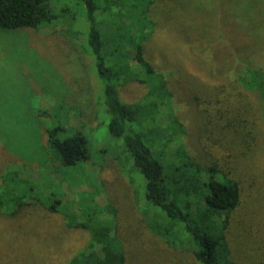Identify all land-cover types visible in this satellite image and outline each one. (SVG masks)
Instances as JSON below:
<instances>
[{
  "label": "rangeland",
  "instance_id": "obj_1",
  "mask_svg": "<svg viewBox=\"0 0 264 264\" xmlns=\"http://www.w3.org/2000/svg\"><path fill=\"white\" fill-rule=\"evenodd\" d=\"M120 5L121 13L112 8L96 17L147 21L144 54L169 73L186 149L202 161L228 154L240 183V202L226 229L231 256L235 264H264V102L244 80L247 70H264V0ZM52 10L59 17L51 23L0 26V172L8 163L0 264H64L100 218L123 241L127 264H196L189 251L171 248L146 226L141 175L122 138L110 134L102 110L83 4L52 0ZM145 91L136 81L118 86L126 102L139 101ZM75 131L87 139L88 159L61 164L54 148L40 146L46 133L60 138ZM46 151L51 160L41 164ZM103 202L111 204L106 211L114 214L115 227L100 211ZM85 215L87 228L68 226Z\"/></svg>",
  "mask_w": 264,
  "mask_h": 264
},
{
  "label": "trees",
  "instance_id": "obj_2",
  "mask_svg": "<svg viewBox=\"0 0 264 264\" xmlns=\"http://www.w3.org/2000/svg\"><path fill=\"white\" fill-rule=\"evenodd\" d=\"M78 1L84 6L86 41L101 84L108 130L122 138L133 168L141 175L147 228L171 248L189 251L196 264H235L226 229L231 211L239 205L241 188L231 175L228 154L221 160L214 156L202 161L186 149L185 129L167 86L169 73L156 67L144 54L147 36L143 24L147 21L114 22L96 17V13L104 17L103 13L112 8L121 13V5L115 4L123 0ZM58 17L52 10V0H0V26L4 28L51 23ZM246 74L245 82L254 87L264 102V70L251 68ZM132 81L143 83L145 94L139 101H123L118 86ZM55 130L53 127L48 133ZM48 133L40 146L54 148L59 163L71 165L88 159L87 139L81 131L60 138ZM44 157L41 164L51 160L48 151ZM25 180L28 183L29 179ZM19 199L12 198L14 202ZM95 205H102L100 211L105 210L113 220L110 222H114V214L110 209L106 211L111 204ZM149 208L155 209L152 216ZM0 214L8 217V163L0 172ZM85 216L84 221L68 220V226L87 228L89 215ZM95 225L88 229L87 243L72 252L64 264H127L123 241L120 242L112 225L101 218Z\"/></svg>",
  "mask_w": 264,
  "mask_h": 264
}]
</instances>
